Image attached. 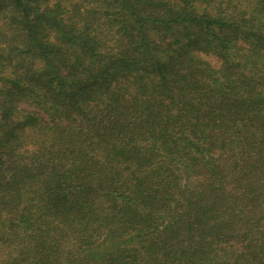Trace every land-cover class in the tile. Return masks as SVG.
Instances as JSON below:
<instances>
[{
    "label": "trees",
    "instance_id": "16d2710c",
    "mask_svg": "<svg viewBox=\"0 0 264 264\" xmlns=\"http://www.w3.org/2000/svg\"><path fill=\"white\" fill-rule=\"evenodd\" d=\"M0 264H264V0H0Z\"/></svg>",
    "mask_w": 264,
    "mask_h": 264
}]
</instances>
